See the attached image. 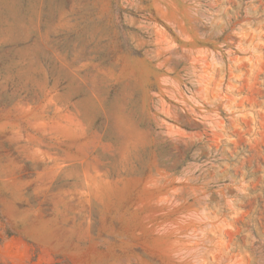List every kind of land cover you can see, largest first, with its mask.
Instances as JSON below:
<instances>
[{"label":"rangeland","instance_id":"obj_1","mask_svg":"<svg viewBox=\"0 0 264 264\" xmlns=\"http://www.w3.org/2000/svg\"><path fill=\"white\" fill-rule=\"evenodd\" d=\"M0 264H264V0H0Z\"/></svg>","mask_w":264,"mask_h":264}]
</instances>
